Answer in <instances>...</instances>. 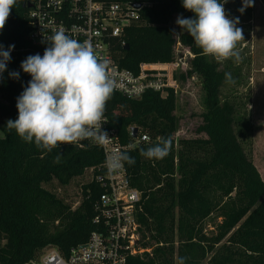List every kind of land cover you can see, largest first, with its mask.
<instances>
[{
	"label": "trees",
	"instance_id": "trees-1",
	"mask_svg": "<svg viewBox=\"0 0 264 264\" xmlns=\"http://www.w3.org/2000/svg\"><path fill=\"white\" fill-rule=\"evenodd\" d=\"M131 1L151 6L113 43L116 63L137 72L142 63L172 61L174 18H192L194 13L184 9L182 0ZM259 1L264 7V0ZM30 2L16 0L0 31L3 49L14 45L0 74V264H26L45 248L68 254L85 244L96 230L94 203L103 193L95 182L104 164L100 148L65 144L48 152L7 128L8 120L18 117L17 98L31 80L21 63L30 55L43 56L49 47L29 40ZM179 38L195 55L189 76L195 74L202 82L200 137L180 139L176 149L179 119L173 91L166 97L148 92L138 100L113 92L104 113L123 146L129 145L133 128L152 138L124 152L135 158L124 167L131 186L142 194L136 218L142 246L151 249V255L129 258L128 264H180L181 259L183 264H264V181L238 139L235 106L221 101L226 72L208 61L183 29ZM12 72L19 78L10 76ZM167 138L172 148L165 158L140 155L141 149ZM57 155L59 163L54 162ZM89 171L91 179L82 186L75 210L44 188L54 181L68 186ZM214 216V231L207 234L206 223Z\"/></svg>",
	"mask_w": 264,
	"mask_h": 264
},
{
	"label": "clouds",
	"instance_id": "clouds-1",
	"mask_svg": "<svg viewBox=\"0 0 264 264\" xmlns=\"http://www.w3.org/2000/svg\"><path fill=\"white\" fill-rule=\"evenodd\" d=\"M16 0H0V31L6 26ZM227 0H182L184 9L194 13L192 18L178 16L176 24L190 35L206 56L217 62L234 58L241 60L237 45L244 40L243 30L236 25L239 19H229L224 4ZM254 0H244L245 7ZM243 11V8L241 9ZM47 41L43 56H28L22 63L23 71L31 76L28 86L17 98L18 117L8 120L7 128L15 130L25 142L51 152L65 144L90 140L98 145L111 142L102 130L107 102L117 84L109 62L99 57L89 41L79 42L63 29ZM14 45L4 50L0 45V74L7 68ZM10 76L19 78V73ZM229 82L231 73H225ZM172 148L171 138L141 149L140 155L149 160L165 158ZM60 155L54 162H60ZM129 166L135 158L127 153L114 152L107 158L109 172L119 170L123 163ZM183 264V259L180 260Z\"/></svg>",
	"mask_w": 264,
	"mask_h": 264
},
{
	"label": "built area",
	"instance_id": "built-area-1",
	"mask_svg": "<svg viewBox=\"0 0 264 264\" xmlns=\"http://www.w3.org/2000/svg\"><path fill=\"white\" fill-rule=\"evenodd\" d=\"M137 4L131 0H31L29 40L41 47L50 46L47 39L63 29L79 42L89 41L96 54L109 62L117 84L114 93L138 100L148 92L166 97L173 91L177 98L185 82L198 78L195 74L189 76L195 55L179 37L170 62L142 63L138 71L133 72L121 68L115 61L113 43L121 40L126 30L140 20L144 8L151 6L140 4L138 10ZM102 130L111 138L108 145L101 146L90 140L72 144L80 149L87 145L100 148L104 156L100 174L95 178L103 189L94 203L96 230L85 244L72 248L68 254L48 247L26 264H128L129 258L151 255V249L142 246L141 227L136 218L141 211L142 194L131 186L124 163L119 170L109 172L106 161L112 153H124L149 144L152 138L138 131L133 139L129 130L131 141L123 146L105 117Z\"/></svg>",
	"mask_w": 264,
	"mask_h": 264
},
{
	"label": "rangeland",
	"instance_id": "rangeland-1",
	"mask_svg": "<svg viewBox=\"0 0 264 264\" xmlns=\"http://www.w3.org/2000/svg\"><path fill=\"white\" fill-rule=\"evenodd\" d=\"M224 8L229 19H239L236 26L243 30L244 40L237 45L241 60L237 62L231 58L217 62L213 57L205 56L208 61L218 63L222 71L231 73L234 82L226 80L221 90V101H229L235 106L238 139L264 181V7L259 0H254L251 7H245L244 0H227ZM178 16L181 15H176L173 22L177 38L181 33V28L176 24ZM176 99L175 114L179 119V127L175 146L178 149L180 139L200 137L196 130L205 112L201 79L198 77L185 82ZM90 175V171L86 172L83 177L74 179L65 187L54 181L44 188L75 210L81 199L82 186L89 182ZM214 218L206 223L207 234L214 231ZM219 222L221 220L216 223Z\"/></svg>",
	"mask_w": 264,
	"mask_h": 264
},
{
	"label": "water",
	"instance_id": "water-1",
	"mask_svg": "<svg viewBox=\"0 0 264 264\" xmlns=\"http://www.w3.org/2000/svg\"><path fill=\"white\" fill-rule=\"evenodd\" d=\"M28 8H31V5L28 6ZM135 8L136 9H141V5L140 4H137L135 5ZM126 50L128 49V47L125 48ZM137 134H138V129L137 128H133L131 129V138L135 139L137 137Z\"/></svg>",
	"mask_w": 264,
	"mask_h": 264
},
{
	"label": "bare ground",
	"instance_id": "bare-ground-1",
	"mask_svg": "<svg viewBox=\"0 0 264 264\" xmlns=\"http://www.w3.org/2000/svg\"><path fill=\"white\" fill-rule=\"evenodd\" d=\"M88 185V184H87Z\"/></svg>",
	"mask_w": 264,
	"mask_h": 264
}]
</instances>
